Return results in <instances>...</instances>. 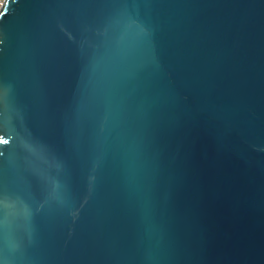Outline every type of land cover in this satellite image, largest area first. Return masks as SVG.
<instances>
[{"label":"water","instance_id":"water-1","mask_svg":"<svg viewBox=\"0 0 264 264\" xmlns=\"http://www.w3.org/2000/svg\"><path fill=\"white\" fill-rule=\"evenodd\" d=\"M0 264H264V0H4Z\"/></svg>","mask_w":264,"mask_h":264},{"label":"rangeland","instance_id":"rangeland-1","mask_svg":"<svg viewBox=\"0 0 264 264\" xmlns=\"http://www.w3.org/2000/svg\"><path fill=\"white\" fill-rule=\"evenodd\" d=\"M3 2H4V0H0V8H1Z\"/></svg>","mask_w":264,"mask_h":264}]
</instances>
